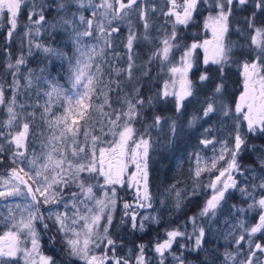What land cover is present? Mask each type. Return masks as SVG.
I'll list each match as a JSON object with an SVG mask.
<instances>
[{
	"label": "snow or ice",
	"instance_id": "1",
	"mask_svg": "<svg viewBox=\"0 0 264 264\" xmlns=\"http://www.w3.org/2000/svg\"><path fill=\"white\" fill-rule=\"evenodd\" d=\"M167 3L170 7L163 14L174 18L171 19L172 28L171 31L161 28L156 36L150 32L152 25L147 9L141 7L138 0H87V7L92 10L91 17L80 14L77 18L73 12L70 18L59 16L58 22L51 23L49 27L52 29L57 27V23L62 27L74 28L75 52L68 58L69 86L65 88L59 82L48 81L47 88L41 89L44 103L41 105L37 99L35 105L41 109L39 124L35 120V111L27 116L17 111V107H25L17 100L20 89L33 86L32 70H27V75L23 77L25 83L21 84L18 74L21 66L26 64L24 54L21 53L14 63L9 59L6 67L13 77L12 82L5 87L6 81L0 80V106L6 112V119L0 121V129H7L0 130V138L4 141L0 143V164L8 159L15 166L7 168L6 174L0 175V200L21 198L23 203H16L14 208L8 207L7 215L0 214V225L4 228L0 235V264H21V261L23 264H130L129 258L116 255L117 242L109 232L117 204L115 186L136 190L135 207H152L148 171L149 153L153 148L151 129L159 128L162 122L167 123L168 143L178 135L175 118L153 114L149 123L146 113L154 109L155 103L162 101L171 102L177 114L182 112L185 101L195 95L189 72L194 66L197 49H203L205 65L209 62L218 65L223 73V66L233 56L232 47L225 43L229 18L237 8L246 10L251 3L253 10L250 16L244 18V22L251 29L249 39L251 46H255L252 51L256 54L242 65L243 90L234 101L233 108L222 100L224 83H217L200 109L203 117L211 118L219 111L223 117L233 119L235 131L234 135L229 134L233 141L231 146L228 140L220 141L218 154H215L214 147V156L209 161H203V166L202 158L196 154V178L204 172L218 173L206 186L212 190V194L199 215L215 217L228 190L238 188L234 174H243L237 158L249 147L248 134L264 136V22L260 26L256 24L257 12L264 14V0H167ZM202 3L215 12L204 23L205 29L211 30L212 38L181 46L177 42V26H187ZM73 4L77 10L85 8V0H58V15ZM45 7L43 3L37 4L36 0H31L30 6L28 0H0V28L7 26L5 40L13 38L22 12L27 8L28 24L25 25L27 30L24 36L28 37L29 54L34 46L44 53L63 55L31 39L33 34L39 35L42 26L48 23ZM133 15H138L143 21V36H138L132 27L130 17ZM77 19L78 27L82 30H76ZM117 20H127L129 24L128 35L123 41L125 52L122 54L115 52L112 39L113 34L119 32L118 26H112L113 21ZM84 38H94L102 46L101 43L87 45ZM140 40L148 42L153 50L146 60L137 63L141 57L135 48ZM110 49L113 60L126 58V66L115 67L108 61ZM177 51L180 53L178 61L175 57ZM106 63L109 65L107 69L104 67ZM153 63L159 65L160 72L166 70L170 73L171 78L164 82L162 90L145 97L141 88L136 86L140 77L135 73L149 77ZM207 80L209 76L205 71L199 76V81ZM125 83L133 85L131 91H125ZM170 87L173 90L170 91ZM8 91H11V96H7ZM112 93H115V99ZM37 96H40V91ZM199 118L194 116L189 126ZM138 123L143 125L142 131L135 126ZM245 123L247 132L242 133ZM210 131L205 129L206 133ZM200 143L207 146L214 144V140L202 139ZM252 150L259 157L256 166L261 175H253L251 183L239 188L242 195L252 202L247 209L239 208L237 211L256 212L255 222L246 226L243 220L239 221L244 234L235 241V253L225 251L221 264L229 261L231 264H264V258L257 256V252L264 254V242L253 240L257 233L264 238V151L255 145ZM5 152L10 155L5 157ZM97 189L103 192L102 196L97 194ZM172 189H175V185H172ZM257 191L259 198L255 195ZM180 196V191H176L177 208L180 207ZM47 205L55 206L56 211L49 210L48 215L42 214L40 207ZM61 207L63 210H60ZM123 208L124 217L131 221L134 230L139 228L143 231L144 221L152 219L158 222L149 216H143L137 222L139 213L129 211L134 209L133 204L125 202ZM48 221H51V228L56 233L52 237L53 249L58 236L66 261H58L55 254L47 255L42 250L37 224H41L47 232L51 230ZM101 221L105 222L103 226ZM195 221L196 217H193L194 234L188 237L190 240L194 238L193 250L201 248L205 236V229L196 228ZM126 222L121 219L122 224ZM185 235L178 229L166 231V239L157 242L153 249L160 257L159 264H164L165 254L171 251L177 238ZM246 239L248 251L243 254L244 259L238 260L243 248L241 241ZM137 248L135 264H149L145 257V245H137ZM173 257L178 264H185L182 255L173 253Z\"/></svg>",
	"mask_w": 264,
	"mask_h": 264
},
{
	"label": "rangeland",
	"instance_id": "2",
	"mask_svg": "<svg viewBox=\"0 0 264 264\" xmlns=\"http://www.w3.org/2000/svg\"><path fill=\"white\" fill-rule=\"evenodd\" d=\"M58 0H36L37 4L43 3L45 7V16L48 23L44 24L41 28L40 34L31 37L34 43L38 42L45 46L51 47L56 49L57 52L63 53V55H56L57 62L61 65V70L55 72H45L41 74V80L37 85V89L34 86V92L31 90L32 88H21L20 95L17 96V100L19 103L25 105L24 109H20L17 107V111L21 112L22 115L27 116L28 113L33 111L36 112V123L39 124V116L41 109L36 108V102L29 101L28 93H34V96L39 99L40 104L44 103L45 97L41 89L47 88L48 81L59 82L65 88L69 86L67 81V75L69 70V61L68 58L72 57L75 52V46L73 40L75 38V30L73 27H62L59 23H57V27L52 29L49 27L51 23H55L59 21V16L69 17L71 13L75 12L77 18L80 14H83L85 17H91V8L87 7V0H85V8L77 10L76 5H70L68 9L61 11L58 15L56 3ZM98 2V0H96ZM141 7H144L148 11V17L150 23L152 25L150 32L153 36L158 34V30L161 28L167 29L171 31L172 24L171 19L165 16L163 13L167 12L170 5L167 3V0H139ZM251 4V3H250ZM203 7L205 4H201ZM206 7L208 5L206 4ZM209 8V7H208ZM155 9V11H153ZM210 10V9H208ZM102 11V10H100ZM213 15L215 12L211 11ZM245 12H241V18H245ZM132 22V27L136 31L138 36H143L144 28H143V21L139 19L138 15H133L130 17ZM264 22V14L260 13V22ZM107 23V21H105ZM191 23L189 22L187 26H177V42L181 45H190L193 43V40L187 43L185 31L191 30ZM79 21L77 19V29L82 30V28L78 27ZM112 26L119 27V32L113 34V44L114 50L117 53H124L125 48L123 45V41L126 39L129 31V24L127 20H117L113 21ZM49 27L50 33L45 32L44 28ZM232 21H229V31L227 36H231L232 31ZM193 29V28H192ZM208 31H210L208 29ZM192 32V30H191ZM48 34V37L45 35ZM163 35V33H159ZM225 43L232 47L233 56L232 60L223 66V70L226 71V67L229 64L236 65L239 73V80L231 82L230 87H228L227 83H225V90L223 92L222 100L225 104L230 105L234 108V101L238 98L240 92L243 90V63L246 60L252 59L255 56V51H252L255 46H251L250 40L248 42L237 43L234 39L229 38ZM212 38V36H210ZM207 39H211V38ZM28 40V37H25ZM51 38V40H50ZM24 39L23 34H18L17 31L14 33V40L15 43L5 45L2 41L0 42V80L6 81L5 87L7 84L12 82L13 77L10 75V70L7 69L6 65L9 62L7 54H11L13 56L16 55L19 51V47L21 46L20 43ZM58 40V42H56ZM60 40V41H59ZM84 43L87 45H96L101 43L94 38H84ZM16 44V45H15ZM28 44V42H27ZM26 44V45H27ZM23 46V44H22ZM102 46V43H101ZM27 47V46H26ZM242 49L243 55L241 58V62L237 61V50ZM32 53L29 57L33 56L35 51H39L40 49H36L34 46L32 47ZM135 50L140 54L141 59L137 61V63H141L143 60L147 59L148 53L152 51V46L143 40L138 42V46ZM42 51V50H40ZM108 61L115 67L126 66L125 60H113L112 58V50H108ZM241 51V50H239ZM5 54L7 59H3L2 56ZM28 57V58H29ZM176 60H179V51L175 53ZM26 59V64L21 66V72L18 74L20 78L21 84H24L25 81L23 77L27 75V70H32V75L34 72L33 67H29V59ZM33 62L36 60L31 59ZM11 62H15V60H11ZM74 62V61H73ZM202 67H206L202 61ZM209 62L211 74L213 76V87L211 88L210 95L212 94V89L215 87L217 83L225 82L226 79H229L226 72L221 74L220 66L211 64ZM108 64L106 63L104 67L107 69ZM232 68H236L231 66ZM150 75H153L150 78L149 85H151L152 89L159 85L160 90L163 89V84L165 81L170 80L171 74L168 73L166 70L164 72L154 71L159 70V65L157 63H153L150 66ZM204 73V72H203ZM136 76L140 77L139 84L136 86L141 88V92L143 95L145 94L143 91V85L147 82L146 77H141L139 72L135 73ZM40 75V74H39ZM38 76V75H37ZM39 78V76H38ZM115 78V77H113ZM152 78H156L157 80H152ZM107 79V77H105ZM131 83H125L124 88L125 91H131L132 88ZM178 89V85L175 86ZM199 89V88H198ZM170 91L173 88L170 87ZM40 91V96H37V92ZM156 90L153 92L155 93ZM151 93V95L153 94ZM7 96H11V91H8ZM197 94V92H196ZM208 95V96H210ZM113 99H115V93H112ZM201 101H199L194 108H184L180 114H177L174 111V107L168 106L166 108H162L163 116L169 118H175L177 120L178 125V135L177 137L171 142L168 143V124L163 123L159 128L151 129V138L153 142V148L150 150L149 153V161L152 158L154 159L155 163L148 161V171H149V190L152 197V207L150 208H138L135 207L136 205V190L134 188H128L126 186L121 187L120 185H116L117 189V204L113 211V225L109 228V232L111 237H115L122 231L124 226H128L130 230H134L131 227V221L124 217V208L123 204L125 202L133 204L134 209H129V211L135 210L139 213L137 216V222L141 220L143 216L154 217L156 221L154 222L152 219L144 221L145 228L141 231L139 228L133 231L134 237L130 240H124L123 244H120L119 241L117 242V252L116 255L120 257H126L130 259V264H135V256L138 253L137 245L143 244L145 245V257L149 261V264H159L160 257L154 252V245L157 242H162L166 239V231L178 229L181 232H185L186 235L184 237H178L177 242H175L172 246L170 252L165 254L164 264H178V261L174 259L173 253L176 256H181L185 260V264H203L204 262L201 260H197L195 257L186 256L190 248L194 246V238L188 239L189 236H193V222L192 218L196 217L195 226L196 228L203 227L205 229V236L204 241L202 243L201 248L195 249L192 251H198L205 253L208 249H206V245L208 244V239L211 238V245L214 243L212 242L213 236H217L221 234V246L213 247L217 254L223 256L225 251L229 252H236L237 245L235 243L236 239L244 234L243 230L239 227V221L243 220L246 226H251L255 222L256 212H245L240 213L237 211L239 208L247 209L248 204L251 203V200H248L246 196L242 195L239 191V188L244 187L246 183L252 182V176L261 175L259 168L256 166V162L258 161V155L255 151L252 150V146H257L256 148L260 151H264V137H258L259 135H252L248 134V149L241 152L238 156V162L241 165L242 175L240 173H235V177L238 181V188L236 189H229L228 192L225 194V199L221 202V205L216 210L215 217L209 216H200V210L204 206L207 199L210 198L212 194V190L207 186L211 179H214L217 172H204L201 174L199 178L195 177V169L197 167V159L196 154L198 153L202 158L201 166H203V161H209L210 158L214 156L213 148L215 147L216 153L218 154L219 149L221 147L220 141L228 140L229 145L233 143L232 139L230 138V133L234 135L235 131V123L234 120L231 118L223 117L219 111L211 115V118L203 117L202 112L200 111L203 103L205 101V97H200ZM154 109L158 110L156 107ZM156 114V113H155ZM194 116L200 117L197 119L191 126H189V121L192 120ZM98 118V117H94ZM6 119V112L3 106H0V121ZM151 122L150 120L148 121ZM170 123V120H169ZM137 128L141 131L143 130L142 124H136ZM205 129H211L210 132L206 133ZM3 131H7V129H0ZM246 123L242 128V133H246ZM254 136V137H253ZM257 137V138H256ZM202 139H212L214 140V144H210L204 146L200 143ZM0 143H4L3 138H0ZM8 145L5 144V148ZM37 150H39V142L36 144ZM5 155L9 156L8 152L4 153ZM159 159H162L164 162H159ZM9 163V160L8 162ZM222 163V162H221ZM15 166V165H14ZM27 168V165H25ZM255 171H252V170ZM134 170V169H131ZM157 170L160 171L159 177H162L164 174V180L160 181L159 184L156 186L153 184V187L150 186L151 182L155 183L154 181L157 180L156 172ZM6 174V171L0 170V175ZM103 182L102 179L100 181ZM172 185H175V189H172ZM98 195H103V192L100 189H97ZM176 191H180L181 196L179 199L180 207H176L177 197ZM195 193V194H193ZM256 197L259 198V191L255 193ZM191 200V203L189 202ZM16 203H23L21 198H9L8 200H0V214L7 215L8 207L15 206ZM49 210L56 211L55 206L47 205L41 206L40 212L44 215H48ZM60 210H63L61 207ZM126 220V223H121V219ZM50 228H51V221H48ZM104 221H101V225H104ZM183 224V225H182ZM180 225V226H179ZM38 231L40 232V244L42 250L47 255L55 254L58 261L60 260H67V257L63 253V246L59 242V237L57 236V242L55 244V248L53 249V242L52 237L56 235L55 229L51 228L50 231L45 232L43 230V226L41 224H37ZM115 228V229H114ZM126 230V228H124ZM4 228L0 225V235L3 234ZM211 236V237H210ZM216 238H220L219 236ZM253 240L256 242H264V238L261 237L260 233H257ZM180 242V243H179ZM210 243V242H209ZM243 245L242 253L238 257L239 259H244V253L248 251V242L247 239L245 241H241ZM181 245H186V247H181ZM30 247V244H29ZM103 247V246H102ZM188 247V248H187ZM49 249H53V251H49ZM119 249V252H118ZM257 256L264 258V254L257 252ZM223 258V257H222ZM206 259V258H205ZM205 261V260H204ZM21 264L23 262L21 261ZM227 264H231V261L227 262Z\"/></svg>",
	"mask_w": 264,
	"mask_h": 264
},
{
	"label": "trees",
	"instance_id": "3",
	"mask_svg": "<svg viewBox=\"0 0 264 264\" xmlns=\"http://www.w3.org/2000/svg\"><path fill=\"white\" fill-rule=\"evenodd\" d=\"M24 12H25L26 15L24 17H21V20H20V24H21V26H20L21 34H23L24 39L20 43V45H21L19 47V50L20 51H19V54L17 53V56H19L21 53H23L24 54V57L25 58H28L29 55H30L29 54V45L27 44V41H28L27 38H25V36H24V32L27 30L26 27H25V25L28 24V19H27V15L28 14H27V10H25ZM6 27L7 26H5L4 28H0V42L2 41L5 45L15 43L14 36H13V38L10 41H6L5 40ZM185 32L187 33V35H186V41H187L189 39L191 30L190 31H185ZM17 33H18V30H17ZM50 40H51V38H50ZM56 42H58V40ZM22 44H23V46H22ZM32 51L33 50H31V53H32ZM7 56H8V59H11V60H15L17 58L16 55L13 56L11 54H7ZM7 56L5 54H3L2 58L3 59H7ZM241 58H242V56H240V54L237 51V61L241 62ZM28 59H29V67H33L34 68V72H35V73H33V86L34 87L36 86L35 89H37V85L40 82L41 74H44L45 72H55L56 73L57 71L61 70L60 63L57 62L55 55L54 54L52 55V53H44L43 51H40L39 50L37 52L35 51V53L33 54V56L29 57ZM31 59L36 60V61L33 62ZM207 66H209V65H207ZM231 66H234L236 68V72H235V69L232 68ZM41 70H43V71H41ZM238 70L239 69L237 68L236 65H232V64L227 65L226 71L228 73H226V75H228V74L229 75L226 76V77H228L229 79H226V81L224 82V85H225V83H227V85L229 84L228 87H230V86H232L231 85V82L237 81V79L239 80ZM226 71L223 70V72H226ZM37 75L39 76V78H38ZM212 78H213V76L211 74V76H210V80H211V82H210V88L206 90V93H208V94L210 93L211 88L213 87V80H212ZM203 85H205V82H203ZM31 90H33V92H34V88H32ZM144 93H146V92L144 91ZM28 98H30L29 101L33 102V104L37 100V98L34 96V93H32V94H29L28 93ZM165 106L168 107L169 105H164V106H161V107H156L154 105V107H156L158 110H156V109L148 110L147 113H146L147 114V117H148V121L149 120L151 121V116L153 114H155V113L156 114H160V115L163 114L162 108H166ZM258 137H264V136H260L259 135ZM255 147H257V146H255ZM3 155L5 157H8L5 154H3ZM151 160H152V158L150 159V161ZM7 162H8V159H5L4 160V163L3 164H0V165H2V166L3 165H6V164H8ZM151 162L152 163H155L154 162V159ZM159 162H164V161L162 159H159ZM156 176H158L157 172H156ZM163 180H164V174L160 178V180H155L154 181L155 183L150 184V186L153 187V184H155L157 186L159 184V182L160 181H163ZM189 202L191 203V200H189ZM124 228H126V230H124ZM124 228H122V231H120L119 234H117V236H116V233H115V237H113V239L119 241L120 244H123L124 243V240H127L128 241V240H130V239H132L134 237V234H133V231L134 230H130L128 228L127 224H126V226H124ZM218 236L220 238H216ZM212 242L214 243L213 245H211V238H209L208 239V244L205 247L208 250L205 253L200 252L201 249L198 250L197 252L196 251H192L194 249V246H193L192 248L189 249L190 252H188L186 256L190 257V255H191V256L195 257L197 260H200V261L202 260L204 262L203 264H213V262H214V264H221V261L223 260V258H222L223 256L217 254L216 251L213 249V247H217V246H221L222 245V242H221V234H218L217 236L214 235L213 238H212ZM118 252H119V249H118Z\"/></svg>",
	"mask_w": 264,
	"mask_h": 264
},
{
	"label": "flooded vegetation",
	"instance_id": "4",
	"mask_svg": "<svg viewBox=\"0 0 264 264\" xmlns=\"http://www.w3.org/2000/svg\"><path fill=\"white\" fill-rule=\"evenodd\" d=\"M28 2H29V6H30L31 5V0H28ZM208 9L209 8L206 7V4H205L204 7L200 4V5H198V11L193 13V19H192V23L190 25L191 26L190 28H191L192 32L190 33V36H189V39L187 40V43H189L193 39H194L193 42L202 43L205 39H207L210 36H212L211 30L209 29L210 31H208V29H205V27H204V23H205L206 18L210 14L213 15V13L210 10H208ZM25 10H27V14H28V9L25 8L23 10V12H22L21 17H24L26 15L25 12H24ZM252 10H253V5L249 4L247 6L246 10H240L239 8H237L234 11L233 15L229 18V21L230 20L232 21V27H231L232 31H234V30H236V31L233 32L231 36H227L228 33L225 35V37L227 36L226 42H227V40L229 38L234 39L237 43H239V42L240 43L248 42V40H250L249 36H250V33H251V29H249L247 27V25L245 24L244 18H241V12L242 11L245 12L244 16L248 17V16H250ZM48 15L49 14H47V16ZM21 17H20V20H21ZM259 22H260V12H257V20H256L257 26H259ZM20 26H21V24H19L18 29H17L18 30V34L21 33ZM44 31L45 32L47 31V32L50 33V28L49 27H45ZM45 36L48 37V34L45 35ZM239 50H241V51H239ZM19 51H18V54H19ZM237 51H238V53L241 56V53H243L242 49H238ZM179 55H180V53H179ZM203 59H204V51H203L202 48H199V49L196 50V59H195V62H194V66L191 69V71L189 72V77L194 82L195 95L193 97H189L185 101V105H186L185 108H194V107H196L197 103L199 101H201L200 97H206V96L209 95L208 93H206V90L210 88L211 70H210L209 66L202 67L201 61L203 62ZM154 71H160V70H154ZM205 71L207 72V74L209 76V80L205 81V85H203V82L199 81V76ZM152 76L153 75H151L149 77H152ZM149 77H146V81L147 82L142 86L143 87V91L146 92L144 94L145 97L150 96L151 93H153L156 90V87H157V90H160V88H159L160 84L156 85V87L152 89L151 85H149V81H150ZM152 80L155 81L157 79L156 78H152ZM196 92H197V94H196ZM154 105L156 107H161V106H164V105H169V106H173L174 107V105L171 102H163V101L160 102V103H155ZM9 167H14V165H11L10 163H8L6 165H3V166L0 165V170L1 171H6V169L9 168ZM157 174H158V176H156V178H157V180H160L161 177H159V174H160L159 170H157ZM152 181L153 180H151V182ZM151 182H150V184H151Z\"/></svg>",
	"mask_w": 264,
	"mask_h": 264
}]
</instances>
